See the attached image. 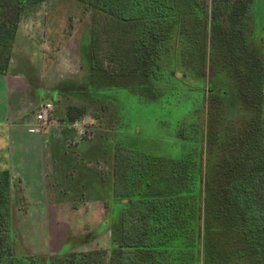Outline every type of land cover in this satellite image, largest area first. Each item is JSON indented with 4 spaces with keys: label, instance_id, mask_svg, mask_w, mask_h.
<instances>
[{
    "label": "trees",
    "instance_id": "1",
    "mask_svg": "<svg viewBox=\"0 0 264 264\" xmlns=\"http://www.w3.org/2000/svg\"><path fill=\"white\" fill-rule=\"evenodd\" d=\"M47 1L0 0V73L20 18ZM74 1L91 12L82 44L90 76L74 91L121 114L113 171L93 188L104 194L113 245L26 251L15 183L0 168V264H264V49L254 0ZM85 114L69 105L64 117ZM147 123L169 139L144 134ZM161 141L178 155L157 153Z\"/></svg>",
    "mask_w": 264,
    "mask_h": 264
},
{
    "label": "rangeland",
    "instance_id": "2",
    "mask_svg": "<svg viewBox=\"0 0 264 264\" xmlns=\"http://www.w3.org/2000/svg\"><path fill=\"white\" fill-rule=\"evenodd\" d=\"M253 7L256 35L264 49V0H254ZM90 32L91 12L74 0H50L35 5L20 18L16 30L15 53L6 73L21 74L29 81L30 89L22 94L28 102L26 110L14 121L31 122L42 102L53 104L52 117L45 124L32 127L38 128V134L28 133L32 131L29 128L21 136L17 126L11 131L12 145L0 143L6 159L0 168L12 165L14 173L12 204L21 218L17 220V233L23 235L19 237L21 245L29 252L51 253L56 246L66 249L71 243L77 249L98 247L109 251L113 245V231L105 224L108 214L104 194L93 188L101 172L113 171V149L121 114L117 116L110 103L75 92L90 76L82 50ZM62 86H70L72 91L57 94ZM18 97V93L10 96L13 110ZM69 105L86 106V114L75 122L66 121L64 112ZM147 124L144 134L158 133L169 139L165 128ZM162 144L161 141L155 146L157 153L178 155V150ZM37 159L42 165L43 182ZM30 198L44 199L43 216L39 214L42 226H35L37 220L33 219L37 213ZM25 220L30 225L26 226Z\"/></svg>",
    "mask_w": 264,
    "mask_h": 264
},
{
    "label": "crops",
    "instance_id": "3",
    "mask_svg": "<svg viewBox=\"0 0 264 264\" xmlns=\"http://www.w3.org/2000/svg\"><path fill=\"white\" fill-rule=\"evenodd\" d=\"M30 89V85H29V81L24 78L21 74L19 73H0V143L3 142L5 145H12L13 142V136L11 134V131L13 129H15L17 126H20V130H21V136H24V132L27 131L29 128H32L34 126V117L31 120V122H27V121H21L19 123H16L14 121V118L20 114L23 110H26V105L28 104V102L26 101L27 99L24 98V96H22V94H24L25 91H28ZM13 93H18L19 97L17 100V108L15 110L10 108V103H9V99L10 96ZM46 102V101H44ZM42 102V103H44ZM49 102V101H47ZM36 111V110H35ZM38 129V128H37ZM28 133H34V134H38V132L35 130H32L31 132L29 131ZM37 136L36 140L38 139ZM38 142V140H37ZM4 150L0 149V165L3 164L6 159H3V154H4ZM11 151H9L8 153L10 154ZM13 154V152L11 153V155ZM37 165L39 166V171H40V175H41V182H43V174H42V165L39 162V160L37 159ZM4 169H8L10 171V174L12 177H14V173L12 171V165H9V167H5ZM17 175V174H15ZM41 182L39 184H41ZM22 185V183H21ZM23 187V186H22ZM22 189V188H21ZM24 190V189H23ZM13 191H14V187L12 188V193H11V197H12V201H13ZM24 192L26 193V191L24 190ZM28 194V192L26 193ZM31 202H34L32 204H34L33 209H35V213L36 217L33 219L34 221L37 220L35 222V226H42V221H40L39 218V214L41 216H43L42 211L44 210L46 204L44 202V199H37L34 200L33 199H29ZM39 209H41V211H39ZM45 214V212H44ZM17 220H21V218L19 219V214L17 212V208L14 207V223L16 226V229L18 230V232H20V226L19 223L17 222ZM39 220V221H38ZM26 222V226L30 225V222L27 223L28 220H25ZM32 223V222H31ZM19 237H23V235H21V233L19 234ZM24 240H22L23 243ZM60 247L56 246V248H54L51 252H55L58 251ZM27 250V249H26ZM29 252V251H28ZM48 251L46 250H38V251H30V253H47Z\"/></svg>",
    "mask_w": 264,
    "mask_h": 264
},
{
    "label": "built area",
    "instance_id": "4",
    "mask_svg": "<svg viewBox=\"0 0 264 264\" xmlns=\"http://www.w3.org/2000/svg\"><path fill=\"white\" fill-rule=\"evenodd\" d=\"M53 104L51 102H44L39 105L35 111L34 115V126L38 127L48 121L53 114ZM31 130H36L37 128H30Z\"/></svg>",
    "mask_w": 264,
    "mask_h": 264
}]
</instances>
